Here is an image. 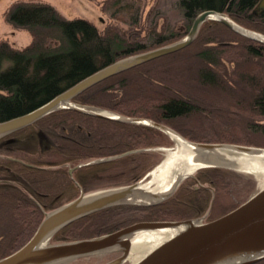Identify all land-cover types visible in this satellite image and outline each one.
Segmentation results:
<instances>
[{
	"label": "trees",
	"instance_id": "1",
	"mask_svg": "<svg viewBox=\"0 0 264 264\" xmlns=\"http://www.w3.org/2000/svg\"><path fill=\"white\" fill-rule=\"evenodd\" d=\"M258 1L176 0L184 31L168 23L157 30L158 12L141 27L143 0L99 2L100 10L126 29L66 19L42 1H16L7 20L27 29L31 43L17 49L0 42V122L37 108L119 59L178 41L204 10L223 12L264 35V9H256ZM72 101L152 120L194 142L264 148V44L205 21L186 48L111 76ZM169 140L146 126L68 109L1 137L0 259L22 247L44 215L78 197L81 188L88 192L140 180L158 161L153 160L157 153L145 149L167 146ZM108 157L117 158L82 165ZM254 186L239 172L203 168L156 205L100 210L62 227L50 242L92 238L140 221L199 218L214 192L205 220L211 221L243 203ZM223 200L230 202L222 206Z\"/></svg>",
	"mask_w": 264,
	"mask_h": 264
},
{
	"label": "water",
	"instance_id": "2",
	"mask_svg": "<svg viewBox=\"0 0 264 264\" xmlns=\"http://www.w3.org/2000/svg\"><path fill=\"white\" fill-rule=\"evenodd\" d=\"M256 9H264V0L258 1ZM98 19V22L102 21L100 16H98ZM97 21L91 22L99 26ZM205 21L219 22L246 38L264 44V40L247 35L244 32L262 38H264V35L241 27L223 12L204 10L194 18L187 34L182 39L119 59L95 71L37 108L0 122L1 138L36 122L47 114L68 109L116 122L146 126L164 133L172 143L169 135L171 132L194 145L198 150L207 151L206 155L201 154L202 156L193 158L199 166L191 174L176 183L165 197L152 203L133 201L134 197L140 193L138 185L145 181L149 172L140 180L131 184L101 189L89 194H84L81 191L77 198L46 213L31 238L18 250L1 258L0 264H63L85 256L111 252L118 253V255L102 264H122L128 258L135 235L147 231L175 228L179 229L133 264H255L264 259V186L232 211L211 221H204V218L212 207L214 192H212L206 214L199 218L180 221H140L92 238L48 243L51 237L62 227L100 210L117 205H156L167 199L184 180L194 178L195 172L200 169L221 168L243 172L230 166L228 159L213 153L212 149L228 147L242 155L264 153V148L261 147L192 142L173 129L152 120L127 117L72 101L81 92L111 76L186 48L194 41L201 24ZM93 109L110 112L113 116L104 115L93 111ZM114 158L117 157H108L82 165L104 162ZM71 172L72 169L69 170V173Z\"/></svg>",
	"mask_w": 264,
	"mask_h": 264
},
{
	"label": "bare ground",
	"instance_id": "3",
	"mask_svg": "<svg viewBox=\"0 0 264 264\" xmlns=\"http://www.w3.org/2000/svg\"><path fill=\"white\" fill-rule=\"evenodd\" d=\"M244 33L264 40V38L253 35L252 33ZM93 111L107 116H113L110 112L96 109H93ZM169 135L173 143V148L164 150V159L148 173V179L138 185L140 193L134 197V202L152 203L162 199L171 191L176 183L191 174L199 166L193 158L202 156L201 154L206 155L207 151L202 152L198 150L194 145L184 141L176 134L170 132ZM211 151L228 159L230 166L233 168L251 174L264 186V153L242 155L228 147L215 148ZM178 229L147 231L135 235L127 259L131 262L137 261Z\"/></svg>",
	"mask_w": 264,
	"mask_h": 264
},
{
	"label": "rangeland",
	"instance_id": "4",
	"mask_svg": "<svg viewBox=\"0 0 264 264\" xmlns=\"http://www.w3.org/2000/svg\"><path fill=\"white\" fill-rule=\"evenodd\" d=\"M16 1H29V0H0V42H5L14 48L20 49V48H24L25 46L31 43V34L27 29L16 28L7 20V15H6L7 11L11 7L12 3ZM37 1H42L44 3L51 5L57 12H59L66 19L81 17V18H85L90 21L96 22L98 19V16H100L102 18V21L101 22L97 21V23L99 27L101 28H103L108 23H116L122 28H125V29L127 28V26L123 22H116V21L110 20L108 15L103 13L100 10L99 2L102 0H91V1L90 0H37ZM175 4H176V0H143L142 6L140 8V11H141L140 13H142V21L140 24L141 27L146 28L147 22H148L147 17L149 18V20H151V18L156 14V12H158L159 18L157 19V30H159L162 27V25H164L165 23H168L169 25H174L176 30L184 31V26H183L184 22L180 16L181 14L177 11ZM151 10H153L151 13V16H148V13ZM142 32H143L142 35H144L146 33V30L143 29ZM5 65H8V64L5 63ZM217 144H221V143H217ZM226 144H234V143H226ZM237 145H242V144H237ZM171 148H173V143H171L170 141V143L167 146H159V147H152V148L145 149L146 151H149V152H155L158 155V158L157 157L153 158V160L158 159L156 165L152 167L151 170H149L148 172H151L164 159V156H165L164 150L171 149ZM239 173L244 178H248L254 181L255 186L252 192L250 193V195L258 191L262 187V184L251 174H248L245 172H239ZM147 179H148V176L146 177L145 181ZM115 187H118V186H115ZM108 188H111V187H108ZM103 189H107V188H103ZM98 190H101V189H98ZM91 192H94V191L84 192V194H89ZM229 202H225L223 200L221 205L226 206L227 204H229ZM211 209L209 211L210 212L209 215L211 214ZM207 216H205L204 221L207 219ZM173 221H180V220H173ZM48 243H51L50 240L48 241ZM111 253H114V252H111ZM111 253H98L95 255L85 256L80 259H77L76 261H71V262H67L63 264H102L106 262L107 260L111 259L112 257L114 258L118 255V253H115L114 256H110V258H107L106 254H111ZM134 262H131L130 260L126 259L122 264H133Z\"/></svg>",
	"mask_w": 264,
	"mask_h": 264
},
{
	"label": "flooded vegetation",
	"instance_id": "5",
	"mask_svg": "<svg viewBox=\"0 0 264 264\" xmlns=\"http://www.w3.org/2000/svg\"><path fill=\"white\" fill-rule=\"evenodd\" d=\"M20 49H21V48H20ZM80 188H81V187H80ZM81 190L83 191V189H82V188L80 189V191H81Z\"/></svg>",
	"mask_w": 264,
	"mask_h": 264
}]
</instances>
